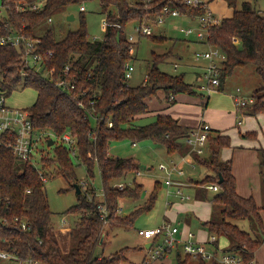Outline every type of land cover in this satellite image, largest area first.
<instances>
[{
    "label": "trees",
    "instance_id": "16d2710c",
    "mask_svg": "<svg viewBox=\"0 0 264 264\" xmlns=\"http://www.w3.org/2000/svg\"><path fill=\"white\" fill-rule=\"evenodd\" d=\"M6 8L4 19L20 33L41 39V50L53 51L45 69L38 72L30 69L27 76L18 48L0 44V89L9 96L19 88L34 87L36 101L28 108L36 129L46 134L53 157H43L42 167L47 171L52 164L56 175L75 181L76 167L69 147L59 139L70 131L77 139L76 157L85 166L89 177H94V168L99 166L105 203L110 211L108 224L130 226L136 217L151 210L158 197L157 187L149 201L129 214H118L120 200L124 197L142 195L144 185L134 183L124 189L116 185L120 181L135 178L140 166L133 158L111 156L109 149L116 140L131 139L133 143L151 138L164 145L169 154L190 152L186 138L194 127L181 124L171 115L158 113L156 120L148 124L137 122L148 116L152 110L149 100L164 90L167 98L179 93L195 94L194 85L185 80V74H170L159 66L168 56L153 53L146 80L132 86L126 79L127 64L134 58L131 48L135 41L128 37L130 23L138 24L156 19L165 6L183 13L200 14V7H189L184 0H99L106 12V30L103 39H91L86 26L84 11L81 10L80 26L69 30L63 37L49 29L42 34L37 30L61 8L72 4H83L90 0H45L39 11L19 13L12 4L14 0H0ZM31 2L38 0H29ZM231 4L234 0L230 1ZM148 5V7L146 6ZM234 14L223 18L220 24L210 29L209 45L219 47L226 60L221 69L223 90L227 78L238 68L253 64L259 77L258 86L253 92L256 98L251 108L256 113H264V13L251 2L234 6ZM4 23V22H3ZM0 22L1 31L5 32ZM154 41H164L166 36L151 35ZM70 66L68 76L77 84V89L64 91L45 74L55 69V78L64 76ZM83 103V105L80 104ZM112 121L113 125L109 126ZM244 138L256 133H241ZM54 144L50 145L49 140ZM231 145V137L211 134L208 156H198L201 165L214 172L206 182H219L221 190L214 195L213 202L221 207L218 214L213 213L204 225L219 237L229 241L228 251L241 255L244 264H255V253L264 242V221L254 197H243L236 191V178L232 171V161H224L220 154L223 148ZM261 174L264 194V150H261ZM48 174V172H46ZM135 180V179H134ZM205 183V182H204ZM76 188V186H74ZM77 189V188H76ZM90 193L91 197L89 198ZM78 203L67 210L76 213L77 220L71 226V245L65 250L50 207L46 185L34 164L16 157L8 148L0 145V217H8L10 227L0 222V249L16 248L23 257L32 256L42 264H114L117 258H100L96 255L99 244L107 235L106 225L100 216L99 200L96 190H81ZM19 216L28 221L29 228L23 230L13 226V218ZM248 220L251 230L242 228L240 221ZM191 256L183 259L178 255V264H187ZM198 264H220L216 260L199 259Z\"/></svg>",
    "mask_w": 264,
    "mask_h": 264
},
{
    "label": "rangeland",
    "instance_id": "374dc122",
    "mask_svg": "<svg viewBox=\"0 0 264 264\" xmlns=\"http://www.w3.org/2000/svg\"><path fill=\"white\" fill-rule=\"evenodd\" d=\"M137 0H131L132 3ZM244 0H239V7ZM254 5L258 8L264 10V0H251ZM81 5H84L86 10L84 11V17L86 20L87 30L91 39H103L106 30V12L100 4L99 0H90ZM81 5L72 4L69 7L61 8L56 10L52 14L53 21H48V19L43 23V25L37 30V33L42 34L45 31L52 29L54 30L58 37H63L67 31L75 30L80 26V16H81ZM69 12L74 13L75 20H68ZM219 15V14H218ZM221 17V15H220ZM146 20V19H145ZM153 25V31L155 36H166L164 41H154L152 36L142 35L137 30V22L129 24L128 34L135 36V44L132 49L133 59L131 64L134 66V71L131 77L128 79V83L132 86H137L143 83L149 71V67L152 64L153 53L162 54L163 56L170 53L162 63L159 64L160 68L170 74H185V80L188 83H196L195 71L196 68L194 64L200 63L201 61L196 59V53L207 50L208 46L199 43L196 35L187 36L180 31L181 26L197 25L194 19L183 17L179 18H168L164 23L159 24L156 19L150 21ZM178 64V68L175 67ZM195 81V82H194ZM259 83V77L256 73L255 66L253 64L247 65L243 68H238L233 76L229 77L226 83V92H235L237 86L243 87V84L252 91V87H256ZM179 96H182L179 93ZM196 96V95H193ZM200 95H197L199 97ZM37 92L34 87L19 88L13 91L8 96V104L17 108H28L36 100ZM202 97V96H201ZM169 103V99L164 90L158 91L157 95L153 97L150 101L151 107L157 109H162L163 106ZM190 104V103H189ZM156 120L155 115H148L143 119L139 120L137 124H148ZM232 135L235 138L234 141L243 139L238 130H232ZM61 143L62 141L55 136L52 137ZM54 146H52L53 148ZM49 148L47 142L41 144L39 149L35 152L36 164L40 167L44 166L43 157H53V150ZM71 152L73 151L70 149ZM228 149L223 148L222 151H227ZM109 153L111 156L115 157H125L133 158L138 162L140 166L141 175H137L134 179V183H143L144 190L142 195L138 197H124L120 200L124 202H132L134 206L145 205L148 202L150 195L154 192L157 187L158 197L156 199L154 207L149 210L139 214L134 224L130 226L118 225V224H108L105 227L107 235H105L104 243L99 244L96 250V255L112 259L117 258L114 264H144L148 259H151L152 250H148L144 245V238L140 237V230L144 229L146 225H157L163 221L162 215L168 207V202L177 201L179 197H174L176 194L177 186L173 185L168 192L166 181L169 178L168 174L159 168L160 164L171 165L172 159H175L179 165L185 169V178L201 179L206 174V169H210L205 165H195V167L189 163L181 160L179 156L172 157L164 147V145L157 143L151 138H145L138 140L136 144H133L131 139L116 140L111 143ZM73 162L76 167L77 179L75 181L69 180L62 175H56V170L54 164L48 168V181L45 183L46 190L49 198L50 207L53 211V221L58 227L59 223L65 219L72 224L77 220L78 215L76 213H68L67 210L75 206L78 203L77 189L74 187L75 184H79L80 188L84 192H90L91 188L96 190L97 199L100 201V194L103 192V183L101 178V173L99 166L96 165L94 168V177H89L84 165L76 157V155L71 154ZM206 158V157H205ZM212 172V171H210ZM215 174L210 173L209 178H212ZM178 175L174 173L172 178ZM207 177L201 181H196L194 184H203L206 182ZM175 179V178H174ZM84 181V182H83ZM121 182V181H120ZM82 183H86L83 185ZM263 183V182H262ZM133 187V186H132ZM183 192L193 196L196 199L194 193L183 188ZM218 191H209L206 203L212 201V197L217 194ZM93 195L90 193L89 198ZM264 198H261V203ZM190 201V202H193ZM133 206V207H134ZM121 211L118 214H124L125 209L123 206H119ZM214 213L218 214L221 210L219 205L214 204ZM128 212L134 211L135 209L127 208ZM262 219L264 221V210L262 211ZM239 224L245 230L250 231V222L248 220L240 221ZM70 231L61 232L60 235L67 234L66 236H60L59 239L65 250L71 245ZM162 239L159 238V241ZM162 242V241H161ZM160 243V242H159ZM228 243L225 239L220 241V249H225ZM180 251L182 252V248ZM176 248L169 257L170 264H178V255ZM183 259L186 257L182 252ZM259 264H264V245L262 246L261 255L259 256ZM187 264H197V260L190 259Z\"/></svg>",
    "mask_w": 264,
    "mask_h": 264
},
{
    "label": "built area",
    "instance_id": "2783aa9c",
    "mask_svg": "<svg viewBox=\"0 0 264 264\" xmlns=\"http://www.w3.org/2000/svg\"><path fill=\"white\" fill-rule=\"evenodd\" d=\"M146 3H150L152 0H144ZM184 2L192 8L200 7L203 12L200 14H190L183 13L177 9H172L170 6H165L161 14H158L156 20L159 24L164 23L168 18H191L195 19L198 25L193 26H181L180 31L187 36L196 35L200 40L207 41L210 37V29L222 22V18L217 16L208 6L204 0H184ZM19 13H26L30 11H39L44 7L45 0H38L31 2L29 0H14L12 3ZM148 7V5H146ZM7 6H5L0 1V22L3 23L5 32L1 31L0 27V44L8 45L11 47L18 48L21 53V58L23 60L25 69L22 71L23 76L29 74L30 69H35L40 72L45 69L46 62L49 60V56L53 55V51L49 50L42 52L41 50V39L33 38L24 35L17 31L14 27L10 26L4 19V13L6 12ZM81 10L85 11L84 5L81 6ZM48 21H53L52 17L48 18ZM151 20H144L139 23L136 27L140 34L151 36L154 34L153 25H151ZM131 41L134 42L135 36L128 34ZM96 39V38H94ZM133 47L131 48L132 51ZM196 57L198 59H206L209 61L206 71L204 73V78L206 83L201 85L200 88L212 92L214 89H218L221 84V69L224 60H226V54L219 48L211 46L210 48L197 52ZM177 67V65H176ZM70 66H67L64 71V76L55 78V69H48L45 74L50 77L57 86L61 87L64 91H74L77 89V84L74 79L68 76ZM134 71V66L131 63L127 64L126 69V79L128 80L132 72ZM240 90V88L238 89ZM171 99H175L172 95ZM236 103L240 106L252 105L255 103L256 98L254 96H236ZM8 95L6 91L0 89V145L8 148L16 157L23 161L31 162L38 169L39 175L44 183L49 179L45 170L36 164L35 152L39 149V146L45 141L46 134L39 132L30 115V112L25 108H17L10 106L7 102ZM83 105L82 102H80ZM113 122H109V126H112ZM212 128L210 124L203 123L202 125L194 128L190 131L189 136L186 138V143L190 147V157L192 153H197L198 155H204L207 150V144L211 135ZM69 149H72L73 154L76 155L77 147L76 137L70 132L66 131L61 137H59ZM187 159V157L182 158ZM192 162V161H191ZM194 163V162H193ZM159 168L164 170L168 174V179L166 183L168 185L181 184L172 179L173 172L177 171L180 174H184L183 170L178 168V164L173 162L172 165L160 164ZM141 172L138 171L137 175ZM84 182V181H83ZM85 185L84 183H82ZM134 185V178H129L126 181L118 183L116 186L119 189H124L127 186ZM210 189L217 190L218 185L212 184L208 186ZM177 194L181 199L189 198L182 192L181 188L176 190ZM104 193L102 192L99 197H101L98 208L100 210L101 219H103L105 224L109 222L110 211L105 203ZM118 211H121L119 208ZM117 211V212H118ZM0 222L5 223L6 227H10L11 221L8 217H0ZM13 226L21 227L23 230L29 228L28 221L22 219L19 216L13 218ZM71 230L70 222L63 219L58 227L57 232H65ZM179 227L171 222H164L163 224L153 227L146 228L142 230V235L147 240H153L155 238L161 237L162 242H158L156 245L153 243L151 259L146 261V264H152L155 260L159 259L169 250L177 249L179 246L182 248V252L185 255H189L193 258L204 259L206 261L216 260L220 264H244L243 259L240 254L233 251L221 250L217 242V236L212 235L208 241L201 242L196 239L193 232H189L186 238L179 236ZM208 244L213 246L210 249ZM0 264H42L38 259L29 256L23 257L16 248L11 249H0Z\"/></svg>",
    "mask_w": 264,
    "mask_h": 264
},
{
    "label": "crops",
    "instance_id": "0c3cea01",
    "mask_svg": "<svg viewBox=\"0 0 264 264\" xmlns=\"http://www.w3.org/2000/svg\"><path fill=\"white\" fill-rule=\"evenodd\" d=\"M204 1L208 4L209 8L217 16L220 17L221 15L220 18L222 19L231 17L234 14V8H235L234 6L239 7L238 4L239 0H234L233 4L230 3L231 0H204ZM246 1L251 2L253 4V1L251 0H244L243 2ZM255 7L264 13V10L258 8L257 5H255ZM68 14L70 15L74 13L69 12ZM196 24L198 25L197 21ZM197 41L203 45L204 44L207 45L208 46L207 49L210 48V45L207 41H203L200 39H198ZM196 59L201 61L200 63L194 64V67L196 68L195 71L196 83L195 84L193 82L191 83L194 85V90L196 91V93L195 94L181 93L182 96L176 94L174 101L169 100V102H172V104L169 105L168 103L167 105L163 106L162 109H157L158 107L155 108L151 107L150 101L153 99L152 97L149 100V105L152 110V112L149 115L156 116L158 113L168 114L178 119L181 124L194 128L202 125L203 123H208L212 128L211 134L219 133L223 135H229L231 137V145L229 147H225L226 149H228L227 151H221L220 157L224 161H228V160L232 161V171L236 178L237 193L243 197H254L257 204L259 206H262L264 199L261 203V198H264V194H263V186H262L260 151L264 150V113L254 112L253 109L251 108L252 106L251 104L247 106L237 105L235 99L236 96H246V97L253 96V92L258 85H256V87L255 86L252 87L251 85L252 91L250 92L247 90L250 88L245 86V84H243V87L237 86L235 92H226V83L227 80L229 79L227 78L223 90L214 89L212 92L209 93L208 91L200 88L201 85L206 83L204 78V73L206 71L209 61L206 59H198L197 57ZM178 66H179L178 64H175L176 68H178ZM239 88L240 90H238ZM197 95L200 96L197 97ZM235 129L238 130L239 135L243 138L241 140H238L237 142L234 141L235 138L231 133L232 130ZM247 132L256 133V135L253 137L244 138L241 133H247ZM208 146H209V141L207 144V149ZM207 151L208 150H206V153L204 155H198L197 153H192L191 157L189 155L190 152L187 154L174 153L170 155H172V157L179 156L181 160H183L182 159L183 157H187V159H184L183 161L186 160V162L191 163L195 167V165L200 166V163L195 156L198 155V156L207 157L208 156ZM173 162L177 163L178 168L184 171V174H180L177 171L173 172L172 176H174V173L177 174L178 176L174 177L175 179L174 178L172 179L178 183H181L180 185L179 184H173V185H176L177 189L181 188L182 192H183V188H187V190L194 193L196 199L195 201H193L194 200L193 196L187 193L185 194L184 192L183 193L185 195H188L189 198L181 199V197L176 192V194H174L175 195L174 197L176 196L179 197V200L168 202V207L166 208L164 214L162 215L163 221L153 226L146 225L144 229L157 227L163 224L164 222H171L179 227L180 230L179 236L183 238H186L189 232H193L197 240L208 243L210 237L212 235H216L217 236L216 244L218 245L219 248H220L221 239H225V241L228 243V246L222 250L228 251L226 250L229 247L228 239H226L225 237H219L215 233H210V231L204 225L206 221L210 220V218L214 213L213 197L211 202L208 201L206 203V199L208 197L209 191L214 190V189H210L208 186L212 184H217L218 189L216 190V192L217 191L219 192L221 190L220 183L205 182L203 184H198V185L194 184L196 181H201L202 179H204L205 176L207 177L209 176L210 173L213 174L214 172L212 170H210L212 171L210 172L208 171V169H206L207 170L206 174L201 179H194V178L187 179L185 178V174H186L185 169L182 168L175 159H172L171 163L173 164ZM166 185L168 184L166 183ZM173 185H168V187L170 186L169 188H167L168 192L170 191L173 192V190L175 189V188L173 190L171 189ZM120 206L124 207L125 209L124 214L126 215L133 211L132 210L131 212H128L127 208L130 207L131 209L132 208L136 209L137 207H140L142 205L134 206L132 202L122 201V203L120 202ZM70 226H72L71 223ZM144 229L140 230V237L142 238H144L142 235V230ZM59 234H61V232ZM66 235L67 234H63L60 236H66ZM159 238L161 237L155 238L153 240H147L144 238L145 247L146 245H149L150 247L147 249L148 250L151 249V247H153V243L154 245H156L158 242L162 241V240L159 241ZM208 245L210 249L213 248L211 244ZM263 245L264 242L262 246ZM262 246L255 253V261H254L255 264H259L258 259L259 256L261 255ZM69 247L70 246H68L67 249ZM173 251L174 249L169 250L168 252L163 254L162 257L155 260L152 264H170L168 259L170 255L173 253ZM176 252L177 255L182 256V252L180 251V248H177ZM184 256L186 255L184 254ZM99 257L102 258V255H100ZM191 259L197 260V264H198L199 259L193 257H191ZM143 263L146 264L145 260L143 261Z\"/></svg>",
    "mask_w": 264,
    "mask_h": 264
},
{
    "label": "water",
    "instance_id": "95a60500",
    "mask_svg": "<svg viewBox=\"0 0 264 264\" xmlns=\"http://www.w3.org/2000/svg\"><path fill=\"white\" fill-rule=\"evenodd\" d=\"M75 15L74 14H70L69 16H68V20H75ZM49 144L50 145H53L54 144V140L53 139H50L49 140ZM222 182V178H220V180H219V183H221ZM75 186H76V188H77V192L78 193H80L81 192V188H80V186H79V184H75ZM150 245H151V243H150ZM150 246L149 245H146V248H149Z\"/></svg>",
    "mask_w": 264,
    "mask_h": 264
}]
</instances>
